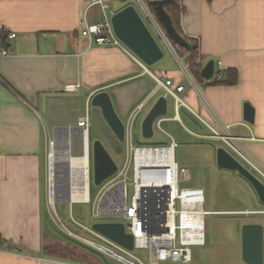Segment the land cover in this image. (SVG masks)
Returning a JSON list of instances; mask_svg holds the SVG:
<instances>
[{
	"label": "crops",
	"instance_id": "1",
	"mask_svg": "<svg viewBox=\"0 0 264 264\" xmlns=\"http://www.w3.org/2000/svg\"><path fill=\"white\" fill-rule=\"evenodd\" d=\"M89 1L0 0V24L18 34L9 46L10 54L0 57V242H12L11 249L0 247V264L123 262L67 234L55 221L48 196L49 145L54 141L58 172L67 171L72 189V202L61 201L63 195L59 202L68 203L70 211L85 202L77 199L81 192L68 163L78 155L76 143L83 136L80 119L91 111V99L99 91L110 93L125 124L143 104L134 122L141 133L143 119L159 96H171L174 111L161 118L160 126L169 118L182 122V111L190 113L209 130L188 128L192 135L221 142L215 145L216 164L217 148L224 146L249 168L223 139L214 136V130L237 136L238 143L264 167V0H182L181 27L185 35L198 40L202 68L214 59L215 73L236 69L234 84L209 83L214 76L197 79L176 44H168L151 24L160 44H165L162 47L171 53L163 57L168 65L158 61L150 67L125 44H97L82 34L87 21L102 19L98 6L84 17ZM157 79H171L172 87L184 85L179 93L184 103H178ZM76 83L80 84L77 90L66 89ZM245 103L255 110L253 122L245 119ZM233 172L251 187L253 199L264 205L251 183ZM256 208L242 204L213 212L260 214L261 219L249 217L241 224H264V207ZM71 218L81 223L76 215Z\"/></svg>",
	"mask_w": 264,
	"mask_h": 264
},
{
	"label": "built area",
	"instance_id": "2",
	"mask_svg": "<svg viewBox=\"0 0 264 264\" xmlns=\"http://www.w3.org/2000/svg\"><path fill=\"white\" fill-rule=\"evenodd\" d=\"M136 2L143 11L145 15L143 17L147 23L155 28L163 40L172 45L165 28L149 4L145 0H136ZM96 6L100 8L102 19L99 22L87 21L82 29V34L99 45H124L116 35L111 22V16L116 10L110 7L107 0H90L84 17L87 18L89 9ZM17 36L16 31L8 30L0 24V57L10 54L9 46ZM158 82L176 98L178 103H184L179 94L183 92L184 85L172 87L171 79L158 80ZM79 86V83L70 84L66 86V89L75 91ZM142 107L143 104L135 109L125 124L123 149L125 161L123 165L118 166L116 173L103 182L94 200L89 194L88 198H82V201L93 203L92 215L96 220H108L114 216L121 217L126 231L133 234L134 249L145 248L149 252L148 262H144L133 255L131 250L95 231L92 226L82 225L100 239L130 254V257L89 238L82 237L81 239L93 246L99 243L102 247H107L131 259L135 264H161L168 260L191 262V246L206 243L205 217L211 212L204 209L205 192L203 188H181V175L188 172L187 169L180 168L176 160L175 150L179 143L172 136L168 134L170 143L167 145L145 146L134 143V122ZM90 112L88 109L86 115L79 122L83 135L87 136L86 149L83 150V146L80 145V148L75 152L81 151V154L77 156H86L91 183L93 176L92 149L88 136L91 126ZM161 118L155 120L154 128L162 129ZM214 136L223 139L227 146L264 181V167L238 143L237 136L217 130H214ZM53 143L54 141L51 142V147H53ZM50 159L51 157H49L48 196L51 201L53 180ZM189 215L192 217L188 218ZM95 247L102 250L98 246Z\"/></svg>",
	"mask_w": 264,
	"mask_h": 264
},
{
	"label": "rangeland",
	"instance_id": "3",
	"mask_svg": "<svg viewBox=\"0 0 264 264\" xmlns=\"http://www.w3.org/2000/svg\"><path fill=\"white\" fill-rule=\"evenodd\" d=\"M134 4L139 9L140 13L144 15L140 6L134 0ZM111 8L118 10L123 5L122 0H109ZM162 43V42H161ZM165 46V44L162 43ZM164 53L171 54L169 50L163 47ZM166 58V57H165ZM165 58L160 59L159 62L165 63ZM158 62V61H157ZM156 63V62H155ZM153 65V64H152ZM152 67L151 65H149ZM169 99V110L167 115L173 113V97L168 96ZM182 122L176 119H165L162 122V128L165 132L171 133L178 141L179 146L175 150V157L180 168H186V174L181 175V188H203L205 191V204L204 208L206 211H222L225 209H231L238 205L249 204L252 209H259L264 207L259 202L253 199L255 196L251 187L247 182L239 177V174L233 171L222 169L216 164L215 145L220 143L219 140L211 139L208 137H198L192 135L188 128L193 130L202 131L207 133L209 130L205 124L196 119L195 116L182 111ZM154 135L151 138H144L142 133L138 131V127L134 125L133 137L136 145L155 146V145H167L170 143V137L163 131L154 128ZM95 139H102L104 137L96 126L94 121L91 123L89 129V141L92 145ZM106 143V141H104ZM107 145V144H106ZM49 153L51 151V142L49 145ZM108 149L116 161L118 166H122L125 161V154L115 152L109 145ZM71 150V148H70ZM92 162V173H93V156ZM49 164V158H48ZM69 166V163H68ZM70 168V167H69ZM92 180L90 183V196L94 200L102 185H97ZM236 179V180H235ZM241 181H239V180ZM246 182V183H245ZM55 187L57 186V179L54 178ZM49 194V189H48ZM52 214L55 221L59 226L66 230L67 234H70L73 238H76L79 242L88 244L89 246L96 248L90 243L85 242L82 237L89 238L97 241L105 246L116 250L125 256L130 257V254L120 250L119 248L109 244L108 242L100 239L95 234L88 231L82 226L84 223L87 226H92L96 221L94 219L93 203L78 202L70 211L68 203H61L54 201L50 203ZM72 214L78 217L81 223L76 222L72 217ZM254 217L255 219H261L260 214L251 215H240L232 213H209L205 217L206 230L204 245L195 244L191 246L192 249V260L193 262H181V261H165L161 264H246L242 261V221ZM109 221H122L121 217H110ZM66 227H64V226ZM67 227L70 230L68 231ZM58 234H61L59 227H54ZM71 232V233H69ZM98 249V248H96ZM100 250V249H99ZM132 254L142 259L144 262H148L149 252L145 248H135ZM106 254V253H105ZM108 255V254H106ZM109 256V255H108ZM114 264H126L116 259H112Z\"/></svg>",
	"mask_w": 264,
	"mask_h": 264
},
{
	"label": "water",
	"instance_id": "4",
	"mask_svg": "<svg viewBox=\"0 0 264 264\" xmlns=\"http://www.w3.org/2000/svg\"><path fill=\"white\" fill-rule=\"evenodd\" d=\"M125 1V0H123ZM171 0H153L155 14L166 30L170 40L176 45L187 49L196 47L180 34L175 28L172 18L165 9ZM111 22L116 35L134 52L145 64L152 65L164 57V50L149 24L134 3H128L116 10L111 16ZM215 74V60L210 59L203 66L201 75L210 79ZM245 119L253 122L254 108L245 103ZM168 99L161 95L150 108L142 122V134L145 138L154 135V122L167 115ZM91 115L94 123L104 137L95 139L91 145L93 156V180L102 185L105 180L114 175L118 165L112 157L108 145L117 153H122L125 140V123L118 115L112 97L108 91L97 92L91 99ZM107 144V145H106ZM58 146V144H56ZM53 148V147H52ZM54 149V148H53ZM81 154V151L78 152ZM217 164L220 168L238 171L255 189L259 200L264 204V181L256 176L249 168L241 163L226 147L217 148ZM57 199L72 202V189L67 171L63 176L59 174L57 186ZM92 228L103 236L115 241L128 250L134 249L133 234L126 231L122 221H96ZM242 259L246 264H264V224L245 223L242 226Z\"/></svg>",
	"mask_w": 264,
	"mask_h": 264
},
{
	"label": "trees",
	"instance_id": "5",
	"mask_svg": "<svg viewBox=\"0 0 264 264\" xmlns=\"http://www.w3.org/2000/svg\"><path fill=\"white\" fill-rule=\"evenodd\" d=\"M123 1V0H122ZM152 10H154V6L152 5L153 0H145ZM134 0H125L123 1V6H125L128 3H132ZM121 8V7H120ZM166 11L169 13V15L172 18L173 24L177 31L182 34L191 45H196V47H191L189 49L181 46L175 45L177 48V51L184 55L188 65L189 70L192 72V74L199 80H203L204 78L201 75L202 70V58L199 53V42L197 39L191 38L183 33L182 27H181V15L185 12V7L182 4V0H171L165 5ZM221 75V76H220ZM211 84H234L238 82V72L236 69H228L226 71L218 70L216 71L214 77L208 81ZM0 247L11 249L12 248V242L7 241L5 239H1Z\"/></svg>",
	"mask_w": 264,
	"mask_h": 264
},
{
	"label": "bare ground",
	"instance_id": "6",
	"mask_svg": "<svg viewBox=\"0 0 264 264\" xmlns=\"http://www.w3.org/2000/svg\"><path fill=\"white\" fill-rule=\"evenodd\" d=\"M78 138L80 139V137H78ZM75 141H77V140L75 139ZM86 143H87V136H86V134H84L83 136H81V139L78 140L76 144L79 146V148H80V145H82L83 150H84V149H86ZM53 148H54V143H53ZM53 148H52L51 153H50V157H51L50 162H51V169H52L51 177L53 180L52 181L53 182L52 187H51V203L52 204L55 201V199H57L56 197L58 195V194L56 195V193H57L59 174H60V176L61 175L63 176V172H60V173L58 172L57 155L55 152H53L55 149V148L54 149ZM52 155H53V157H52ZM69 167H71L73 169L74 176L77 177L79 193L81 192L80 198H77V199L88 198L89 189H90V181H89L88 164H87L86 156L85 155L73 156V158L69 160L68 168ZM55 171H56V179H57V184H56L57 186L56 187H55V183H54ZM74 200H76V199H74ZM191 217H192V215H189L188 218H191ZM94 245L98 246L103 251H106L109 254H112L113 256L118 257L119 259L123 260L126 263L135 264L133 261H131V259L126 258L125 256H122L121 254H118L116 251H113L107 247H104V246L102 247L99 243H96Z\"/></svg>",
	"mask_w": 264,
	"mask_h": 264
}]
</instances>
